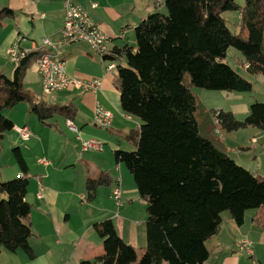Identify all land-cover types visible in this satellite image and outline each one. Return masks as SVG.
Returning a JSON list of instances; mask_svg holds the SVG:
<instances>
[{"label":"trees","instance_id":"trees-1","mask_svg":"<svg viewBox=\"0 0 264 264\" xmlns=\"http://www.w3.org/2000/svg\"><path fill=\"white\" fill-rule=\"evenodd\" d=\"M165 5V13H150L135 28L136 49H114L117 61L127 59L118 67L121 108L142 122L137 150L114 155L147 201V246L139 257L107 219L96 224L105 253L80 264H206V242L219 232L225 211L242 225L248 210L264 207V178L239 164L220 136L264 129V102L254 101L240 120L230 110L207 107L183 82L189 74L195 87L253 91L254 82L225 59L234 47L250 74L264 76V0H166ZM229 11L240 15L238 33L224 17ZM14 15L10 7L0 9V26ZM44 52L27 54L12 77L0 69V155L6 133L15 126L5 110L26 102L29 112L49 125L55 115L73 120L77 113L73 103H48L25 87L28 69ZM14 153L23 175L0 179V250H23L34 257L28 166L18 148ZM112 181L108 171L89 177L87 199Z\"/></svg>","mask_w":264,"mask_h":264},{"label":"crops","instance_id":"crops-1","mask_svg":"<svg viewBox=\"0 0 264 264\" xmlns=\"http://www.w3.org/2000/svg\"><path fill=\"white\" fill-rule=\"evenodd\" d=\"M76 1L88 10L93 21L112 38L109 44L111 49L125 46L136 49L135 28L138 24L150 13L167 11L166 0ZM92 3H98V6L92 7ZM3 7L12 8L15 14L0 26V69L11 77L17 66L16 62L13 67L8 66L10 61L13 62L9 58L13 43L22 36L26 38L21 44L23 47L31 51L52 52L50 47L43 44V40L59 38L64 25L65 5L63 0H0V9ZM237 20L235 30L230 27L234 33L240 31L239 13ZM245 34L248 35V32ZM62 57L68 74L81 79L102 78V88L98 91H82L72 87L53 93L51 100H48L47 95L43 94L38 74L36 86L41 92L37 94L32 90L33 93L48 103H73L77 108L73 121L79 132L70 130L68 118L60 114L50 119L51 125L42 123L29 112L26 102L7 110L5 115L13 120L15 126L6 133L2 142L0 179L10 180L23 175L14 153L15 148H18L27 163L30 179L26 200L32 206L33 236L30 246L34 257H29L23 250L13 252L2 248L0 264H80L85 260H94L105 253L104 238L97 232L96 224L107 219L113 221L123 240L137 249L139 257L147 246V201L141 197L133 174L124 163H117L114 155L117 150H137L142 122L138 117L123 112L119 73L107 72L109 60H103V56L86 42L66 46ZM116 62L125 65L127 59ZM245 64L246 59L238 65L244 71L241 73L244 77L251 81L255 77L256 81L264 82L263 75L250 74ZM235 69L239 70L237 66ZM97 105L113 113L110 127L96 125L94 112ZM230 111L237 116L236 110ZM21 126L29 128L28 140L16 131V127ZM253 129L256 130L255 127L245 130ZM239 132H222L220 136L231 156L233 149L239 159H244L241 153L253 152L260 140L255 144H243L238 138ZM79 136L100 139L105 144L104 150L83 151ZM254 138L258 139L256 136L251 139ZM43 158L47 159L48 164L41 162ZM241 165L264 178V165L258 164L255 168L257 172L244 162ZM104 171L110 173L113 181L110 185L100 186L96 196L89 201L87 179L97 178ZM119 180L122 198L118 203L113 190ZM39 194L43 197L39 198ZM242 238L253 242L252 257L237 249L236 243ZM206 245L210 251L206 264H264V207L248 210L242 225H238L225 211L219 232L208 239Z\"/></svg>","mask_w":264,"mask_h":264},{"label":"built area","instance_id":"built-area-1","mask_svg":"<svg viewBox=\"0 0 264 264\" xmlns=\"http://www.w3.org/2000/svg\"><path fill=\"white\" fill-rule=\"evenodd\" d=\"M160 1V0H157ZM65 5L64 25L60 31L57 40L45 38L43 44L52 49V52L45 51L42 56L37 59V72L40 76L42 91L44 95H52L57 91L67 90L72 87L81 89L82 91H98L102 88V78L81 79L68 74L66 63L63 59V51L66 46L86 42L96 53L101 56L111 55L115 59L114 49L109 44L112 38L105 33L91 18L90 13L76 0H63ZM98 6V3H92V7ZM26 38L19 36L9 50V58L13 62H20L27 54L31 52L29 48L23 47L21 44ZM119 63L115 60H109L107 72L111 73L117 70ZM113 113L101 105H97L94 112V120L96 125L108 128L111 126ZM67 125L70 130L79 132L77 125L72 119H67ZM16 131L25 139L30 138L29 128L27 126L16 127ZM83 151H103L104 142L98 138L89 137L82 138ZM254 142L257 139H253ZM41 162L48 164L47 159H41ZM120 180L114 187L113 196L119 203L122 198V188ZM39 198L43 195L39 194ZM239 251L249 255H254V244L248 238H242L236 243Z\"/></svg>","mask_w":264,"mask_h":264},{"label":"rangeland","instance_id":"rangeland-1","mask_svg":"<svg viewBox=\"0 0 264 264\" xmlns=\"http://www.w3.org/2000/svg\"><path fill=\"white\" fill-rule=\"evenodd\" d=\"M242 1V0H241ZM224 16L228 19V25L232 28V30H235V26L237 25V19H238V12L237 11H229L224 13ZM244 55L241 51L237 50L234 47H230L227 52V57L225 59L226 62L231 64V66L235 67L244 61ZM16 63L11 62L8 64V66L13 67ZM17 65V64H16ZM240 73H244L241 69L238 70ZM118 75V69L115 70V72ZM262 77V75L260 74ZM12 77V76H11ZM38 80V73L36 69V64H34L32 67H30L27 71V74L25 76L24 84L26 88H29L31 90H35L37 94H40L41 90L38 89L36 86ZM252 81L254 82V89L253 91L249 92H228L224 90H210L205 88H199L193 86L189 74H185L183 82L186 86L192 88V90L195 92L197 97L203 101V103L209 107H215L220 108L224 110H236L237 112V118L242 120L244 119L250 111V103L256 101V100H264V82L263 80H255V77L252 78ZM30 86V87H28ZM51 95H47L46 98L48 100H51ZM7 113V110L4 111V114ZM254 128V127H253ZM256 130H245L240 129L241 132L240 136L238 137L243 144H255L257 142H254L253 139H251L253 136L258 137L257 140H260L259 143L255 145L256 148H254L249 154H246V152H242L241 156H243L244 159H239V155H237L233 149L231 151V154L233 157L237 158V162L241 164V162H244L248 166H251L253 171H256V167L258 164L264 165V131L255 128ZM261 132V134H260ZM263 136V139L261 138ZM234 137V136H233ZM229 139L230 137H226ZM255 139V138H254ZM237 144V140L235 141ZM231 144V141H230ZM238 145H236V148ZM251 147V145H250ZM250 150V149H248ZM247 150V151H248ZM256 156V157H255ZM256 160V161H255ZM257 172V171H256Z\"/></svg>","mask_w":264,"mask_h":264},{"label":"water","instance_id":"water-1","mask_svg":"<svg viewBox=\"0 0 264 264\" xmlns=\"http://www.w3.org/2000/svg\"><path fill=\"white\" fill-rule=\"evenodd\" d=\"M103 60H114V57L111 55H105L103 56Z\"/></svg>","mask_w":264,"mask_h":264}]
</instances>
